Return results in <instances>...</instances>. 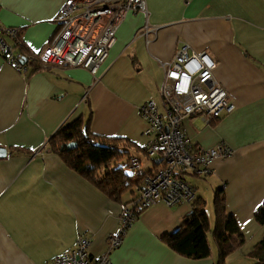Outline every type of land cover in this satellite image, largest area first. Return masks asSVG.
Masks as SVG:
<instances>
[{
  "label": "crops",
  "instance_id": "obj_1",
  "mask_svg": "<svg viewBox=\"0 0 264 264\" xmlns=\"http://www.w3.org/2000/svg\"><path fill=\"white\" fill-rule=\"evenodd\" d=\"M64 1L0 0V26L17 28L14 55L26 63L20 71L0 54V147L6 149L0 157V264H54L81 235L90 239L93 256L107 252L108 237L119 231L125 204L143 182L121 201L110 199L46 143L81 117L91 133L130 142L122 149L129 155L122 164L137 158L138 172L131 174L143 178L156 161L145 153L151 138L144 133L140 107L150 99L160 106L163 66L180 45L211 54L217 63L214 76L235 105L215 121L199 115L183 121L194 145L223 142L233 148L230 157L211 163V174L188 180L195 199L206 202L212 229L214 194L224 191L225 211L244 237L226 264H255L254 247L264 234V223L254 219L264 200V0H146V12H126L95 76L80 67H44L40 61V52L60 28ZM123 156L113 164L122 165ZM190 211L191 203L167 206L162 201L141 210L110 252L111 260L216 264L211 233L210 255L201 259L176 253L161 238L179 228Z\"/></svg>",
  "mask_w": 264,
  "mask_h": 264
},
{
  "label": "built area",
  "instance_id": "obj_2",
  "mask_svg": "<svg viewBox=\"0 0 264 264\" xmlns=\"http://www.w3.org/2000/svg\"><path fill=\"white\" fill-rule=\"evenodd\" d=\"M129 10L146 12V0H65L58 11L60 28L40 52L42 65L80 67L95 76ZM17 32L15 27L0 26V54L18 70L25 71L26 67L14 55V48L19 45ZM216 66L215 59L206 50L190 52L187 45L177 48L163 66L160 106L150 99L140 107L147 124L144 133L151 138L145 153L156 161L155 168L143 176L135 202L124 209L119 231L107 239V252L93 256L89 252L90 239L81 235L74 248L54 258V264H114L110 252L122 243L137 211L158 201L167 206L191 203L195 190L188 178L211 174L214 160L233 154V148L223 142L210 148L194 145L183 128V121L192 115L211 122L235 109L214 76ZM139 163L131 157L127 164L138 168Z\"/></svg>",
  "mask_w": 264,
  "mask_h": 264
},
{
  "label": "trees",
  "instance_id": "obj_3",
  "mask_svg": "<svg viewBox=\"0 0 264 264\" xmlns=\"http://www.w3.org/2000/svg\"><path fill=\"white\" fill-rule=\"evenodd\" d=\"M70 142H74L76 146L68 149L66 145ZM46 145V148L58 154L69 168L93 183L110 199L121 201V196L128 190L140 187L142 177L134 179L127 171L128 165L112 167L113 162L120 160L125 154L122 149L130 145V142L120 137L91 133L88 122L84 125L81 117L59 128ZM135 199L136 196L125 206L132 205ZM213 207V229L206 211V202L198 197L191 202V211L181 226L171 233L164 234L162 240L180 255L201 259L210 255L208 234L211 233L218 252L216 264H226V258L244 243V237L236 219L225 211L223 189L215 192ZM139 213L140 211H137V215ZM254 219L258 223H264V200L255 211ZM253 253L259 256L255 264H264V234L254 247Z\"/></svg>",
  "mask_w": 264,
  "mask_h": 264
},
{
  "label": "water",
  "instance_id": "obj_4",
  "mask_svg": "<svg viewBox=\"0 0 264 264\" xmlns=\"http://www.w3.org/2000/svg\"><path fill=\"white\" fill-rule=\"evenodd\" d=\"M19 61L24 64L25 59L23 57H21V58H19ZM75 146H76V144L74 142H70L66 145V148L71 149ZM5 154H6V149L4 147H0V157L5 156Z\"/></svg>",
  "mask_w": 264,
  "mask_h": 264
},
{
  "label": "rangeland",
  "instance_id": "obj_5",
  "mask_svg": "<svg viewBox=\"0 0 264 264\" xmlns=\"http://www.w3.org/2000/svg\"><path fill=\"white\" fill-rule=\"evenodd\" d=\"M128 156L129 155H124L123 156V159L121 160V162L119 163V164H122V162H126L127 161V158H128ZM144 157H145V155H144ZM146 158V157H145ZM129 161V160H128ZM115 166V164L114 165H112V167H114ZM138 169H136V168H128L127 167V171L129 172V173H134V174H136L138 171H137ZM194 177V176H193ZM190 178V177H189ZM191 180V179H190ZM142 181H143V178H142ZM203 186V185H202ZM206 186V185H205ZM234 264H238V263H235L234 262ZM239 264H241V262L239 263Z\"/></svg>",
  "mask_w": 264,
  "mask_h": 264
}]
</instances>
